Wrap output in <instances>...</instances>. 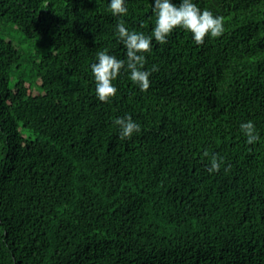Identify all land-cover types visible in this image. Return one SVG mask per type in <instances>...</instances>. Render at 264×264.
I'll return each instance as SVG.
<instances>
[{
	"label": "trees",
	"instance_id": "16d2710c",
	"mask_svg": "<svg viewBox=\"0 0 264 264\" xmlns=\"http://www.w3.org/2000/svg\"><path fill=\"white\" fill-rule=\"evenodd\" d=\"M196 2L224 32L177 27L149 89L122 72L102 102L91 64L126 56L109 0H0V264H264V0ZM127 6L150 33L153 0Z\"/></svg>",
	"mask_w": 264,
	"mask_h": 264
},
{
	"label": "clouds",
	"instance_id": "9594fccd",
	"mask_svg": "<svg viewBox=\"0 0 264 264\" xmlns=\"http://www.w3.org/2000/svg\"><path fill=\"white\" fill-rule=\"evenodd\" d=\"M128 0H109V9L113 16L121 17L116 25L118 40L126 48L125 58L110 54L108 50L98 53V60L91 64V72L95 80V95L102 102L116 96V81L122 72L129 74L130 80L146 91L150 87V77L156 66L151 70L145 68L146 53L151 51L153 42L165 44L173 31L179 27L192 34L197 45L205 42L206 37H219L224 32V18L208 9H201L196 0H153L154 25L150 33L130 29L123 20L128 14ZM114 123L119 126L120 138L130 139L134 133L141 131V124L131 114L118 117ZM240 129L246 136V143L254 144L260 136L252 120L242 122ZM207 155V153H205ZM224 163L223 157L217 159L213 155L209 172L219 171Z\"/></svg>",
	"mask_w": 264,
	"mask_h": 264
}]
</instances>
